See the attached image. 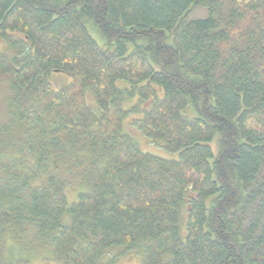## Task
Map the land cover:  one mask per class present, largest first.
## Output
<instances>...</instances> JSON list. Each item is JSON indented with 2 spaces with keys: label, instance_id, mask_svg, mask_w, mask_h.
Here are the masks:
<instances>
[{
  "label": "trees",
  "instance_id": "16d2710c",
  "mask_svg": "<svg viewBox=\"0 0 264 264\" xmlns=\"http://www.w3.org/2000/svg\"><path fill=\"white\" fill-rule=\"evenodd\" d=\"M0 40V151L20 142L0 161V264L27 241L59 264H264L263 5L0 0ZM130 117L175 158L142 151Z\"/></svg>",
  "mask_w": 264,
  "mask_h": 264
},
{
  "label": "rangeland",
  "instance_id": "374dc122",
  "mask_svg": "<svg viewBox=\"0 0 264 264\" xmlns=\"http://www.w3.org/2000/svg\"><path fill=\"white\" fill-rule=\"evenodd\" d=\"M243 4H256L259 6H264V0H240ZM189 18H202L203 13L201 10H193L189 15ZM94 40L100 45L101 41L96 38V35H92ZM0 53L6 54V55H13V53L10 51V49L6 46V44L0 40ZM46 80L53 86L55 90H60L66 85H68L71 80L68 76L61 74V73H50ZM5 85L0 84V125L5 124L7 120L6 115V103L4 100L5 97ZM87 99V103L92 108H95L93 99L91 97V94L89 92H86L85 95ZM136 99L131 102H126L124 104L125 109H129L130 105L135 103ZM133 118H128L125 121L124 124V130L125 132L130 135L131 138L135 140V142L139 145V147L142 149V151L165 158V159H171L175 158V155H169L163 152L159 146H157L154 143H151L149 140L145 139L138 130L133 125ZM20 147V142L18 139H15L13 142V148L18 149ZM0 151V161H7L9 160L10 156L14 155L15 151L12 152V149ZM81 191V186L79 183H74L72 188L70 189V192L67 194L68 202L72 203L76 201L75 193ZM27 247L25 245H18V244H9L7 246V254L9 253V259L11 264H59L54 261H52V255L49 252L48 249L44 247H39L38 244L34 242H28ZM112 255L117 257V260L115 261V264H142V257L139 254H136L135 252L131 251H125V250H112ZM102 261V262H108ZM107 264V263H106Z\"/></svg>",
  "mask_w": 264,
  "mask_h": 264
}]
</instances>
